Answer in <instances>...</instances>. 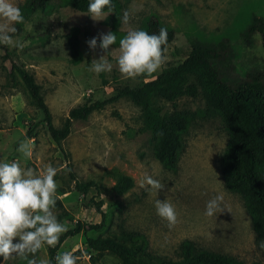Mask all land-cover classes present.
I'll list each match as a JSON object with an SVG mask.
<instances>
[{
  "label": "rangeland",
  "instance_id": "obj_1",
  "mask_svg": "<svg viewBox=\"0 0 264 264\" xmlns=\"http://www.w3.org/2000/svg\"><path fill=\"white\" fill-rule=\"evenodd\" d=\"M17 5L25 22L14 25V45H3L8 54L0 53V159L18 160L22 167H31L37 174L48 164L57 169L56 207L58 221L71 230L80 221L98 224L105 215V228L99 235L119 237L134 233L142 237L155 257L176 260L179 245L189 241L198 249L233 258L241 264H264L263 240H256L239 196L224 188L220 174V158L226 136L216 117H205V104L200 95L181 97L176 109L194 113L195 119L182 135V150L176 167L165 169L153 157L149 133L142 128L140 109L129 99L121 98L92 112L86 120H73L69 134L56 146L40 122L39 111L18 78L10 75V60L20 65L40 87L41 97L48 108L51 124L60 128L68 111L111 97L121 86L136 87L153 79L161 69L182 62L189 50V41L217 42L228 39L234 53L233 77L246 72L264 71V53L258 35L243 42L239 33L251 15L264 21V0H116V10L99 20L86 13L66 7L67 0H47L35 13L24 11L25 0H11ZM125 11L130 21H121ZM154 17L161 27L173 31V39L165 48L164 65L151 75L127 78L118 68L119 41L130 30H144ZM72 27L79 30V49L82 61L70 66L64 36ZM112 32L117 41L107 51L99 47V36ZM97 38V47L89 49L87 41ZM16 45H22L16 46ZM101 58L112 64L110 72L96 74L89 71L92 62ZM157 106L169 112L170 103L157 101ZM36 125L33 138L26 139V131ZM26 143L31 155L18 152ZM92 181L85 195L74 190V181ZM145 175L164 183L157 195L141 188ZM119 176H127L132 187L123 195H116L112 186ZM223 195L225 209L213 217L205 215L207 202ZM168 198L177 212V223L171 229L156 212L155 202ZM64 234V233H63ZM62 234V235H63ZM96 235V234H95ZM18 242V238L14 243ZM47 245L36 253L38 261H47ZM79 250L78 264H91L81 234L66 237L55 256ZM0 264H27L16 258ZM95 264H119L118 260L101 253Z\"/></svg>",
  "mask_w": 264,
  "mask_h": 264
},
{
  "label": "trees",
  "instance_id": "obj_2",
  "mask_svg": "<svg viewBox=\"0 0 264 264\" xmlns=\"http://www.w3.org/2000/svg\"><path fill=\"white\" fill-rule=\"evenodd\" d=\"M47 0H25L24 11L32 14L42 9ZM116 10V0H112ZM89 0H67L66 7L81 13H87ZM107 11V9H105ZM162 28L158 21L151 17L144 31L158 34ZM168 31L166 48L173 39V31ZM79 30L72 27L64 36L68 50V63L77 66L82 61L79 49ZM258 35L264 53V21L251 15L248 24L239 33L243 42H249ZM0 53L8 54L2 44ZM234 53L226 38L217 42H203L198 39L189 41V50L182 62L169 66L151 80L136 87L121 86L113 90L107 100L92 102L68 111L60 128L51 124L50 114L41 94L40 87L33 77L20 65L10 60L12 79L18 76L22 82L32 105L41 115L40 122L45 127L50 139L60 147V142L69 134L73 120H86L94 111L101 110L107 103L121 98L129 99L140 109L142 128L149 133L151 151L154 159L165 169L176 167L178 156L182 150V135L195 114L176 109L175 101L181 97L194 98L200 95L204 101L205 117L219 119L226 136L224 150L220 158V174L224 188L239 196L251 230L256 240L264 239V71L246 72L241 78L233 77ZM157 101L171 104V111L166 112L157 106ZM36 125L26 131V139L33 138ZM162 133V135L160 134ZM74 181V190L85 195L95 188L92 181L80 183ZM132 187L127 176H119L112 186L116 195L125 194ZM100 214L98 224H84L76 221L73 228L60 237L54 247H47V261L56 264L55 253L58 246L68 236L81 234L91 264H95L96 256L108 253L114 256L119 264H241L226 256L198 249L189 241L179 245L178 258L165 260L155 257L148 250L142 237L134 233L123 232L119 237L99 233L105 228V215L95 204ZM96 234V235H95ZM72 254L82 257L79 250Z\"/></svg>",
  "mask_w": 264,
  "mask_h": 264
},
{
  "label": "clouds",
  "instance_id": "obj_3",
  "mask_svg": "<svg viewBox=\"0 0 264 264\" xmlns=\"http://www.w3.org/2000/svg\"><path fill=\"white\" fill-rule=\"evenodd\" d=\"M107 9V11H105ZM115 5L112 0H89L87 13L95 20L112 14ZM130 13L125 11L121 21L128 24ZM25 18L20 8L11 0H0V44L14 45L13 35L17 33L16 24H22ZM99 47L107 51L117 41L112 32L99 36ZM168 42V31L162 27L158 34H149L144 30H130L119 41L117 63L119 71L127 78H136L143 74L151 75L165 63L164 46ZM89 49L97 47V38L87 41ZM21 46L22 45H16ZM112 64L101 58L93 61L89 71L97 75L110 72ZM162 135V133H160ZM18 152L25 157L31 155L26 143L21 142ZM57 169L48 164L40 174L31 167H22L18 160L0 159V258L9 261L16 258L27 260V264H50V261H38L36 253L43 245L54 247L63 233L68 231L66 223L58 221L54 214L58 184L54 177ZM148 187L155 193L165 188L164 183L145 175L140 187ZM223 195L210 199L205 206V215L213 217L225 211L221 207ZM157 215L164 219L171 229L177 223V212L166 198L156 200ZM18 238V242L14 240ZM264 248V241L260 244ZM79 256L64 252L55 257L56 264H78Z\"/></svg>",
  "mask_w": 264,
  "mask_h": 264
}]
</instances>
